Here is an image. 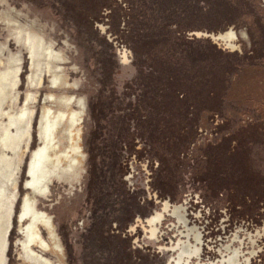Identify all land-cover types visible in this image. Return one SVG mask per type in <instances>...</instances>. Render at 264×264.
<instances>
[{
	"label": "rangeland",
	"instance_id": "rangeland-1",
	"mask_svg": "<svg viewBox=\"0 0 264 264\" xmlns=\"http://www.w3.org/2000/svg\"><path fill=\"white\" fill-rule=\"evenodd\" d=\"M15 28L38 50L52 46L58 87L44 66L28 84ZM230 30L235 48L220 38ZM16 70L0 92V139L10 124L24 134L9 151L14 172L0 164L3 264H26L27 195L51 225L38 223L47 248L33 245L51 264H175L173 248L187 239L176 205L203 237L183 264H219L227 247L240 250L239 264H264V0H0V74ZM44 107L67 115L55 133L62 162L59 173L46 159L53 175L33 192ZM160 210L151 236L148 218Z\"/></svg>",
	"mask_w": 264,
	"mask_h": 264
},
{
	"label": "flooded vegetation",
	"instance_id": "flooded-vegetation-1",
	"mask_svg": "<svg viewBox=\"0 0 264 264\" xmlns=\"http://www.w3.org/2000/svg\"><path fill=\"white\" fill-rule=\"evenodd\" d=\"M8 24H11L12 22L10 20H6ZM231 33H228L227 36L230 40L229 47L235 48L236 44L234 41V38L237 36L236 32L233 30H230ZM229 31V32H230ZM14 32L19 34V37L17 39V43L20 46H24L25 49L28 52L29 59H30V74L27 77L28 84L33 85L35 83L36 77L38 74L41 73L43 66L45 67L46 72L48 73L49 79H50V85L53 88L58 87L61 84V74H60V68L55 67L52 65V56H51V45L44 44L42 45L39 50L37 48V39L34 35L31 34L30 31H22L20 29L15 28ZM226 33L228 31H225ZM224 32V33H225ZM235 33V35L233 33ZM223 33V32H221ZM227 43V42H226ZM60 59V58H59ZM8 75H12L15 77V82L18 79L17 70L16 71H9L7 73ZM52 99L55 100L53 95H48L45 97V99ZM33 95L31 93H28L25 98L24 107L20 110L19 114L15 116L17 121H22L26 117V106L32 101ZM59 100L65 102L67 101L66 98L61 97ZM75 113L72 114V117L70 121L74 123ZM10 117V116H9ZM67 118L66 113L64 112H58L56 113L51 108H43L42 115L39 122V135L41 140V145L31 154L28 164V177L29 180H27V189L33 190V192H38L39 190H44V186L42 184L43 181L50 180V177L53 175L52 172L48 169L49 164H45L46 159L50 157L53 158L52 160V168L54 170L59 171L60 173V164L62 162L61 160V152H57V145L55 144V133L56 128L58 126L59 122H63L64 119ZM10 124L7 129L10 130ZM13 140L17 143L21 142L22 136L24 134L21 131H17L16 133H13L10 130ZM52 152V153H50ZM9 153V152H8ZM9 155H11L9 153ZM69 160V155H65ZM72 159V158H71ZM16 168V163L12 167V172H14V169ZM61 172H66V168L64 170L62 169ZM14 175V173H12ZM12 175V176H13ZM8 200L5 196L4 198V206L7 209V213L9 216L8 220V226L9 227V221H10V211L8 207ZM22 208L19 211L20 213V219L19 222L23 223L28 217H31L32 222L27 225L25 229H22V233L24 235V240L22 241V249L23 251L20 253V256L23 260L26 261V264H51L50 261H47L43 255L35 252L33 250V245H39L42 249H46L48 243L43 239L41 235V229L38 226V223H42L45 226L50 225L49 220H47V217L44 216V214L37 215L34 213V209L32 206L31 197L29 195L25 196L22 201ZM170 203L166 202L164 204L163 210L167 211L169 210ZM172 213L174 217L177 219V222L179 224H182L186 230L181 232L185 237L186 240L179 239L177 244L174 246V250H178L177 257L175 258V264H183L185 260H190L194 255H198L199 252L202 249V240L203 237L201 236V231L198 230L196 227L189 226V218L187 214H184L182 211L181 206H174L172 208ZM164 214L162 211H157L155 214H153L151 217L148 218V224H149V231L151 236H155L157 231V223L161 222L163 219ZM51 226V225H50ZM8 229V228H7ZM190 235L193 236L195 243L192 244L191 241L188 239ZM0 244V264H3L2 257L5 250V241H6V233L4 234V237L1 240ZM227 250L229 252H232L228 256L223 257V260L219 264H239V257H240V250L234 249L230 250L229 247H227Z\"/></svg>",
	"mask_w": 264,
	"mask_h": 264
},
{
	"label": "bare ground",
	"instance_id": "bare-ground-1",
	"mask_svg": "<svg viewBox=\"0 0 264 264\" xmlns=\"http://www.w3.org/2000/svg\"><path fill=\"white\" fill-rule=\"evenodd\" d=\"M228 33H231V31L230 32L228 31L227 33L226 32L225 33H220V38L222 40H224L225 42H227L226 44L228 46H230V44H229L230 40H229V38L227 36ZM233 34L235 35V33H233ZM3 75H5V74H0V92L5 91L4 88L1 86V84L4 81H7L8 80L7 77H12L14 79V81H15V77L14 76L6 74L5 77H3ZM2 97H4V96H2ZM1 137L2 138L0 139V148H1V150H0L1 151V154H0L1 155L0 156V164L4 165L6 167V169L7 168L8 169H12V167L15 164V160H14V157L12 155H9L8 152L13 148V145L16 142L13 140V137H12V134H11L10 130L7 129L6 127H4V129H3V134H2ZM17 144H19V143H17ZM9 173H7V174H9ZM4 198H5L4 192H3L2 189H0V244L2 242L1 240L4 237V234L7 231V228H8L7 227L8 226L7 223H8V220H9V216H8V213H7V209L4 206V201H3Z\"/></svg>",
	"mask_w": 264,
	"mask_h": 264
}]
</instances>
